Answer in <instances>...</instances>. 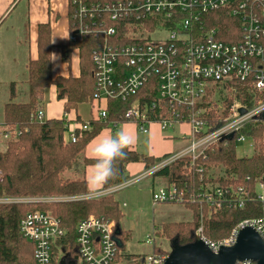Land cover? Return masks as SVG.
<instances>
[{
  "label": "built area",
  "instance_id": "1",
  "mask_svg": "<svg viewBox=\"0 0 264 264\" xmlns=\"http://www.w3.org/2000/svg\"><path fill=\"white\" fill-rule=\"evenodd\" d=\"M225 6H229L241 21V39L237 42L220 39L217 28H207L204 24L203 17L207 13ZM104 7L119 27L124 25L123 28L127 29L123 33L126 42L112 40L110 37L119 30L110 26L105 30V41L93 52L97 89L94 101H107L109 98L126 102L131 100L129 109L110 126L115 131L120 124L132 122L139 132L148 133L155 123L164 131L174 123H189L188 137L192 140L186 147L167 155L142 173L105 189V193L95 197L122 190L182 157H190L189 166H195L196 160L211 145L230 140V135L235 138L236 133L251 119L264 120V99H260L264 92V0H121L107 3ZM85 11V8L81 9V14L84 15ZM147 23L154 26L149 28ZM164 32L168 33L167 37L153 39L156 34ZM151 77H155L161 105L156 101L135 98ZM232 80L245 83L256 104L249 108L242 102L234 101L227 114L219 115L218 121H209L204 116L211 109L218 113H223L224 109L197 107L198 103L206 96L210 86ZM232 89L235 87L232 86ZM240 108L246 111L241 113ZM108 117L106 107L100 106L93 119L105 121ZM32 118L39 121L46 119L42 106ZM90 127V120L69 123L65 141L76 142V130ZM12 132L14 130L8 126L0 127V135L6 140ZM247 138L243 134L236 136L237 141ZM196 167L199 172L204 171L201 164ZM260 185L264 187L263 182ZM229 190V193H225L219 185L208 184L202 186L198 193H190L186 197L175 183H167L153 189L152 202L154 207L161 203L184 205L186 201H199L214 206L215 210L225 205L243 207L248 199L244 197L245 189L231 187ZM87 197L94 198L91 193ZM256 199L264 201V195L257 193ZM32 200L6 197L0 198V203ZM202 218L198 227L192 230V239L199 237L215 252L222 246L233 245L245 226L254 227L264 239V214L239 222L230 235L221 240L206 237ZM117 225L115 220L90 215L77 225L74 250L59 247L55 260L53 248L56 241L67 233L59 217L51 212H30L22 219L20 231L25 238L34 242L36 264L166 263L170 251L163 249L144 255L123 253ZM148 241L153 242L154 238ZM237 264L255 263L244 260Z\"/></svg>",
  "mask_w": 264,
  "mask_h": 264
},
{
  "label": "trees",
  "instance_id": "2",
  "mask_svg": "<svg viewBox=\"0 0 264 264\" xmlns=\"http://www.w3.org/2000/svg\"><path fill=\"white\" fill-rule=\"evenodd\" d=\"M118 1L121 0H68L71 36L64 49L68 53V60L73 50H79V76H53L52 27L50 22H44L38 26V57L28 63L27 100H18L17 82L10 84V96L5 104L4 121L0 123V127L8 126L14 132L8 139L5 150H0V198L33 200L0 203V264H36L34 242L25 238L20 231L22 219L30 212H51L60 218L63 228L66 229L65 236L57 240L53 248L54 260L57 259L59 247L74 250L76 229L80 221L94 215L119 223L124 215L114 194L87 197L91 191L85 168L93 164V159L86 157L84 152L104 128L120 120V116L131 106V100L126 102L119 98L107 99L105 107L109 114L108 119H92L90 129H77L76 142H66L64 139L71 123L66 117L47 118L44 121L32 118L41 106L44 91L51 85L56 86L58 99L65 100V112L77 109L82 103L94 101L97 89L93 52L105 41V30L110 26L119 30L110 38L126 42L123 33L127 29L123 28L124 25L119 27L104 7L107 3ZM83 8L86 10L84 15L81 14ZM203 19L207 28L219 30L220 39L231 42L241 39V21L229 6L212 10ZM146 26L152 28L154 24L147 23ZM77 30L82 32L76 33ZM232 86L236 89L235 92L232 91L235 95H227L225 90L231 89ZM136 97H140L142 101H156L161 105L155 77L149 79ZM260 99H264V92ZM219 100H222L227 108L234 100L249 108L256 104L250 88L239 80H232L210 86L197 107L212 108L218 105ZM204 117L214 122L219 119L213 109ZM240 134L253 140L255 150L252 156H238L236 136ZM236 136L211 145L205 154L196 160L195 166H189L190 157L186 156L153 174L163 178L168 184L175 183L186 197L190 193H198L202 186L217 184L226 191L225 193H229L231 187L236 190L243 187L246 191L244 197L248 198L241 208L225 205L218 210L199 201H186L183 206L191 210L192 220L162 224L164 234L171 240L179 244L189 242L192 239L191 231L198 227L201 217L206 237L210 240H221L228 237L232 229L244 219L263 216L264 201L256 199V183H264V120H249ZM125 151L126 158L116 162L117 174L105 189L130 179L128 164L143 162L149 168L162 159L143 154L133 149L131 144ZM197 164L204 166L203 172L197 170ZM217 168L220 170H216ZM68 172H72V175H68ZM124 233L122 230L120 236L123 245Z\"/></svg>",
  "mask_w": 264,
  "mask_h": 264
},
{
  "label": "crops",
  "instance_id": "3",
  "mask_svg": "<svg viewBox=\"0 0 264 264\" xmlns=\"http://www.w3.org/2000/svg\"><path fill=\"white\" fill-rule=\"evenodd\" d=\"M68 12V0H0V86H7L4 89L5 95H7L6 99L10 96V84L14 81L17 82L15 80L17 74H20V77L23 78L21 80L23 86L27 84L28 63L30 60L37 59L38 57V26L40 23L50 22L52 27V41L54 43L52 50L53 76H79V50H73L68 60V53L64 49L71 36ZM26 73L27 76L25 77ZM23 89L21 87V91H19V95L21 96L25 95ZM7 102H4L0 123L4 121L5 104ZM64 103L65 100H60L57 97L56 86L51 85L44 91L40 105L43 107L46 119L66 117L72 124L95 118L98 112L95 107L96 104L101 107L107 105V101L104 100L93 101L92 103L86 102L92 107L85 114L82 107L86 103L80 104L77 109H73L70 112H65ZM117 129H123L131 138V147L143 154L158 158L174 154L176 153L175 150H178L176 149L177 143L174 140L166 138L177 137L179 130L175 129L171 136H164V130H162L158 123H155L150 127L148 133H141L138 131L136 124L132 122L120 124ZM113 132L114 129L111 126L104 128L88 144L85 156L92 158L93 147ZM133 166H136L135 170L132 169ZM127 169L130 176H136L145 171L147 167L143 162H132L128 164ZM92 174L93 164H89L85 168V175L90 191L94 187H99V185L92 183ZM155 185L154 183L152 189L156 187Z\"/></svg>",
  "mask_w": 264,
  "mask_h": 264
},
{
  "label": "rangeland",
  "instance_id": "4",
  "mask_svg": "<svg viewBox=\"0 0 264 264\" xmlns=\"http://www.w3.org/2000/svg\"><path fill=\"white\" fill-rule=\"evenodd\" d=\"M167 36L168 33L166 32H164L163 34L158 33L153 37V39H160L161 37ZM26 76L27 73L25 74V77ZM22 79L23 78L20 77V74H17V76L15 77V80L17 81V89L21 91V87L24 88L23 91L25 92V95H19L18 97V100L23 101L27 99L28 93L26 92V90L28 89V86L26 83V86H23V83L21 81ZM6 88L7 86L5 85L0 86V118H2L4 102L8 101L9 99H6L7 95H5L4 91V89ZM228 90H231V92H228ZM232 91L235 92L236 89H226L225 93H227V95H235L232 94ZM4 97L5 99L3 100ZM91 107L92 106L89 103L84 104L82 107V109L84 110L83 112L86 114L88 109H90ZM95 107L98 111L100 106L96 104ZM212 108H218L219 110L224 109L223 113L215 112V114L219 116L227 114L229 107L227 108L225 106V103L222 102V100H219L218 105H215ZM175 129L179 130V133H177V137L166 139L174 140L177 143L176 149L178 150H175V152H177L180 149L186 147V145L189 144L192 139L188 137L190 131L189 123L172 124L171 127H168L167 130L163 131L164 136H171L172 132ZM7 142L8 140L4 139V137L0 135V150H5ZM167 144L169 145L168 142ZM146 145L148 146L147 142ZM174 145L176 146L175 143ZM254 150L255 145L250 137H248L245 141H237L236 143V151L239 157L252 156ZM159 158L163 159L165 158V156ZM132 169L135 170L136 166H133ZM216 170H220V168H217ZM68 175H72V172H70ZM132 177L133 176H130V178ZM154 183L156 184V187L167 185L166 181L163 178L151 175L138 181L135 184H131L123 188L122 190L113 193L115 198L118 200L120 208L122 209V212L124 214L119 221L122 230L125 231L123 236V239L125 240V245L124 247H122L123 253L144 255L153 253L158 249L171 251V239L164 234L162 224L164 222H186L192 220L193 214L191 210L187 209L183 205L161 203L154 207L152 202V188ZM256 191L258 194L264 195V187L260 185V182L256 183ZM153 238V242L148 241Z\"/></svg>",
  "mask_w": 264,
  "mask_h": 264
},
{
  "label": "water",
  "instance_id": "5",
  "mask_svg": "<svg viewBox=\"0 0 264 264\" xmlns=\"http://www.w3.org/2000/svg\"><path fill=\"white\" fill-rule=\"evenodd\" d=\"M245 111V108H240L241 113ZM232 138L233 135H230L229 139ZM117 230L122 233L119 223ZM171 244L172 249L165 264H237L244 260L264 264V239L252 226L242 228L236 242L231 246H222L218 252L213 251L199 237L185 244L171 240Z\"/></svg>",
  "mask_w": 264,
  "mask_h": 264
},
{
  "label": "clouds",
  "instance_id": "6",
  "mask_svg": "<svg viewBox=\"0 0 264 264\" xmlns=\"http://www.w3.org/2000/svg\"><path fill=\"white\" fill-rule=\"evenodd\" d=\"M131 144V138L123 129L115 130L108 137L100 140L92 149L93 174L92 183L99 185L91 189V194L105 193V186L117 174L116 162L126 158V149Z\"/></svg>",
  "mask_w": 264,
  "mask_h": 264
}]
</instances>
